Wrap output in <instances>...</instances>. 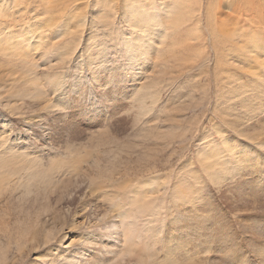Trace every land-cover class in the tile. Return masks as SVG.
Returning <instances> with one entry per match:
<instances>
[{"label": "bare ground", "instance_id": "6f19581e", "mask_svg": "<svg viewBox=\"0 0 264 264\" xmlns=\"http://www.w3.org/2000/svg\"><path fill=\"white\" fill-rule=\"evenodd\" d=\"M90 8L91 18H87L84 13L87 11L89 15ZM86 23L87 32L92 35H88V46L84 48L82 43L85 38L81 29L86 27ZM121 24H126L125 27L122 25L125 30L120 29ZM202 36L211 41L214 49L215 77L219 79L214 107L220 108L215 112L220 111L223 120L228 123L238 121L237 125L256 117L254 125L260 126V131L255 135H246L242 149L226 138L228 135L224 129L217 130L220 141L199 144L196 152L199 167H192L193 163L189 162L187 169H180L176 173L172 187L166 189L170 190L169 207H165L163 202L161 205L155 203L160 193L156 192L161 191L160 187L168 182V178L160 177L156 181L142 182L145 186H151V195L145 187L142 191L135 189L136 195L132 193L130 196L131 203L137 204L133 210L116 208L112 217L100 214L98 221L101 223L86 220L84 205L80 209L78 205L75 210H66L73 219L71 229L77 231L76 227L80 225L78 227H83V233L78 232L81 235L77 243L71 239L61 244L65 253L59 257L58 264H264V0H0L2 264H9L7 256L12 252H23V257H26L27 251L39 245L33 240L36 229L32 228L28 234L30 226L27 229L26 225H22L24 218L20 220L19 216H15L14 221L11 218L25 210L24 202L29 195L38 197L44 183L50 184L56 174L58 177L62 174L65 182L62 180L60 195L64 196L53 198L54 206L49 213L54 217L60 212L64 197L69 204H74L77 199L75 197L74 200L73 196L79 190L88 192V196L93 194V178H99L89 177L93 163L88 153L72 158L78 165L67 164L68 168L62 167V161L56 158L50 159L46 167L38 156L31 157L27 153L28 144L35 152L42 147L54 149L53 142L57 140L52 135L58 131L60 120L77 124L76 119L70 115L67 117L54 99H67L69 106L78 104L76 111L83 115L91 111L94 115L90 114L89 117H94L90 121L104 114L108 106L105 101L109 99L106 91H111L112 101L122 99L124 93L120 92V86L116 88V83L121 80L124 71L113 67L106 70L108 66L104 65V55L112 47L114 53H122L129 61L143 60V63H137L135 70L126 67L124 74L134 72L131 76L134 82L126 85L131 89L134 86V92L130 94L133 104L138 102V105H144V98L152 97L147 86L153 78L152 73L147 74V71H156L158 66L170 63L158 60L163 50L167 47L172 52V48L181 46L180 50L183 51L184 48L189 50L197 46L198 49H195L200 51L197 55L203 57L205 52L202 49L205 47L200 42ZM168 50L164 53H168ZM35 51L38 52L39 61L35 58ZM154 56H158V59L152 62ZM52 60L59 61L60 68L52 67ZM72 62L79 69L75 73L79 81L66 80L61 70L71 67ZM150 64L152 69H148ZM144 74L147 75L144 77ZM142 76L146 78L145 81ZM111 82L115 83L116 91H113V85L109 87ZM54 91L57 96L52 98L50 92ZM141 91L146 92L144 97L139 95ZM151 94H154L152 98L157 95ZM117 102L114 104L119 112L124 107H116ZM149 108L141 112L146 113ZM255 110H261V116L254 115ZM79 134L80 130L74 128L61 129L58 137L67 135V141ZM46 138L48 140L45 141ZM185 175L187 181L182 177ZM126 176L122 186L133 182L131 176L129 179ZM54 180L53 183L57 182V178ZM105 180L106 177L97 183L96 200L106 194L103 188L106 187ZM201 181L206 184L210 182L214 189L216 187V192L205 189L207 193L202 194L203 188L198 186ZM13 205L17 206L18 212L11 214L8 208L12 209ZM178 206L179 209L175 211ZM164 210L167 222L166 217L161 219L160 216ZM233 210L235 219L230 220L229 214ZM57 216L61 217L60 213ZM62 217L65 220V214ZM109 217L110 220H107ZM252 217L257 221L251 220ZM247 219L251 220L250 226H245ZM12 221L17 227L14 247H11L12 236H9ZM150 224L151 229L148 227ZM194 229L198 236L194 232L192 235ZM163 233L172 244L168 252L160 256L155 244L157 237ZM65 234L63 232L60 239ZM195 235L197 239L193 238ZM15 237H12L13 241ZM53 263L50 260L48 264Z\"/></svg>", "mask_w": 264, "mask_h": 264}, {"label": "rangeland", "instance_id": "374dc122", "mask_svg": "<svg viewBox=\"0 0 264 264\" xmlns=\"http://www.w3.org/2000/svg\"><path fill=\"white\" fill-rule=\"evenodd\" d=\"M89 12H90L89 15L87 14V11L84 13L87 16V18L88 17L91 18V14H92L91 8L89 9ZM122 25L125 27L126 24H121L119 26L120 29L123 28L122 30H125V28ZM85 26H84L85 28L81 29L82 32L84 33V38H85V40L82 43L83 47L85 46L84 48L88 46L87 45L88 41H86V39L88 38V35H92L88 33L89 30H88L87 23L85 24ZM200 42H201V45L205 47L202 49V51L205 52L203 53L204 54L203 57L197 55V53H200V51L197 50L198 49L197 46H194L193 48H190L189 50H186V48H184L183 51L180 50L181 46L178 48L174 47L172 48L173 50L172 52L168 50V48L166 47L163 51L166 52L165 50H168V53L165 54L162 51L164 54L162 53L159 59L157 58L158 56L153 57V59L156 58L158 60L170 61V63L167 65H162L161 67L158 66V68H156L158 70V71L156 70L157 72L156 71L151 72V70L147 71L148 72L147 74L152 73L151 76L153 78L151 80L150 85L148 84L147 86V88L151 90L149 95L150 96L152 95V97L154 94H151V93H155L157 95H155L154 98L152 97L144 98L145 99L143 101L144 105L141 103L140 105H138L137 104L138 102L137 103L135 102L136 105L135 103L133 104L132 99L130 98V94H131V91L132 93L134 92L133 91L134 86H132L133 88L131 89L129 85H126V84H129L131 81L134 82V80L131 79V76L134 72L132 73L131 71H127L129 73L124 74L126 71L125 69L126 67L129 66L132 68V70H135L137 63H143V60L133 59L129 61L126 58V56L122 55V53L121 54L114 53L115 51L113 50L112 47H110L111 48V49L109 48L110 51L104 55L106 56L104 57L105 58L104 60L105 61L107 60L106 62L104 61V65L108 66L106 70L108 68L112 69L113 67L114 69L116 68L117 70L119 69L118 71L120 70L124 71L122 73L123 76H121V80L118 82L119 84L116 83V88L120 86V89H119L120 92L124 93L123 95L124 98L122 97L123 100L121 98L119 99L115 98L116 100L114 99L112 101L113 98L111 95V91L109 90L106 91V95L108 96L109 99L108 101H105V102L106 104L108 103L109 107L106 105L104 114L100 116L99 119H94L90 121V119L94 117V116L89 117L90 114H93L91 111H87L88 113L86 112V114L83 115V114L77 113L76 111V107H78V104L73 103L74 104L73 106L72 105L69 106L67 104V101H68L67 99L65 100H62L60 98L54 99L55 103L61 108V110L66 112L67 117H69L70 115L71 117L76 119L77 124H74V123L68 124L60 120L58 122V127H59L58 131L54 132L52 135L54 139L57 140L53 142L54 149L48 150L47 148L42 147V148H39L37 152H35L31 149V145L28 144L26 148L27 153L31 157L38 156L43 162H45L44 166L46 167L49 165V163L47 162L52 158L61 160L62 167L64 168H68L67 164L70 166L78 165L72 158H78L81 155L88 153V155H90L95 162L94 163L91 158V163H93V166H92V171H90L89 177L99 176V178H93L95 181L93 183L94 188H92V190L94 191L93 193L94 196L93 194H89L90 196L89 197L88 192L83 191V190L82 192L81 190H79L78 193L77 192L75 193L76 196L73 194L74 200L77 199L76 200L77 202L75 201L74 204H69V201L66 199V197H64L61 200V209L59 212L61 217L59 216L56 217V215L59 214L58 212H57L58 214H55L54 217H52L49 213L51 212V209L54 206L53 198L55 196H57L58 198L61 195L64 196L63 194L60 195L61 193L60 190L63 188V187L61 188V186L65 182V178H61L62 174H60L61 176L58 177V174H56L55 171H54V174L56 175L52 178L51 183L47 185L46 183H44V185H42L43 187L40 189L38 197L29 195L26 198L27 202L26 201L24 202L25 210L23 209L21 210L22 215H23L22 211L24 212V215H23L24 217L21 214H19L17 210L18 209L17 206L15 207V205H13L12 209L8 208V211L11 214L15 213L16 211L18 212V213H15L16 215L14 214V216L11 217L13 218V221H14V218H16L15 216H19L20 220H21V217L24 218L22 219V221H24V223L22 222V225H24V227L26 225L27 229L30 226L29 227L30 230L29 229H28L29 231L27 230L28 234L29 232L30 233L32 232L31 231L32 228L36 229L35 230L36 240L35 239L33 240L34 242L39 243L38 247L34 248L31 251L26 252V257H23V252L22 253H17L15 251L12 252L9 256H7V261H9V264H16V263L17 264L19 263L28 264V262L29 264L31 263L37 264V262H40V261L42 264H48L50 263V260H53L54 262L53 264H58L59 257L61 255H64L65 253L64 250L61 248L62 247L61 244L63 243L66 244L71 239H74L75 241L73 242L77 243L76 240H78L79 236L81 235L80 233L78 234V232L81 231V233H83V229H82L83 227L82 228L78 227L80 225H77L76 227L77 231L71 229L73 227H71L70 224L72 223L73 219H71L72 218L71 215L68 216L66 210H69L70 208L71 210H75V208L78 205H79V209L85 206L84 207L85 209H83L84 211L87 210L85 211V215L87 217L90 216L89 218H92L91 220L89 218L87 219L86 217V220L87 221L90 220V222L92 221L93 223L94 222L101 223L102 221H98L99 217L101 216L100 214H106V215L108 214V216L112 217L111 214L112 215L114 214L113 212L116 208L120 210H127V211L133 210L135 206H137V204L131 203L130 196L132 195V193H135V189L142 191L144 190V187H145L147 188L146 189L147 193L149 192L148 194L151 195L153 190H151V186H145L144 184H142L144 180L156 181L160 177L162 179L168 178V182L166 183V185H163L160 187L161 191L156 192V193L158 192L160 193H158V198L156 199L155 203L156 205H161L163 202L165 207H169V205L171 204L170 198H169L170 190L169 191L167 190L172 184H174L173 180L176 177L175 176L176 173L179 172L180 169L182 170L187 169L189 162L193 163L192 167H196V168L199 167V164L197 162V157H196L197 148L201 144L206 143L211 140L220 141L221 139L219 137V134H217V130L224 129L226 131V135H228V136L225 135L226 138H228V140L232 142H235L238 149L244 148L247 136L255 135V133L258 134V132L260 131V126L254 125V122L256 121V117H253L251 119L249 118L248 121L245 122V124L237 125L238 121H234V123H228L225 119L223 120V117H222L223 114L220 115V111H218L217 113L215 112L217 111L216 109L219 110L220 108L214 107L216 105L214 101L217 100V98H215L217 97L215 93L218 92V80H219L218 78L215 77L216 70H214L215 68L214 49L212 48L211 41H209L208 39H205V37L202 36V39ZM193 50L195 52L197 50L198 52L195 53L193 52ZM194 53L197 56L194 55ZM190 54L192 57L190 56ZM34 55H35V58L38 59V52L35 51ZM170 56H173V57H170ZM174 56L176 57L174 58ZM179 56H181L180 57V59L182 58L181 60L178 58ZM162 57L164 58L166 57V58L162 59ZM189 58H192V60L191 59L189 60ZM153 59H152V62L156 61V59L155 60ZM51 65L54 68H60L61 64L59 61L52 60ZM70 66L71 67L69 68L67 67L65 69L63 68L61 69L64 72V76L66 77V80L69 79L70 81L72 80L79 81L80 78H78L77 75H75V73L79 71L78 67L76 66L74 62H72ZM150 66L148 69H152V66L151 67ZM153 73H154V76H153ZM147 74H144V77ZM144 77L142 79L145 81L146 78ZM247 79L248 77L245 76V80ZM143 80L141 81L143 82ZM235 83L236 82H234V84ZM114 84H115L114 82H111L109 87L113 85L112 86L113 91H116V88L114 89ZM228 88H230V86H228ZM139 93L141 97H144L143 95L146 94V92L144 91L143 92L141 91ZM256 95H259V94H256ZM50 96L52 98H55L57 96V93L55 91L50 92ZM256 97H259V96H255L254 98ZM110 101L112 102V104ZM115 101H118L117 102L118 104H116V107H119L120 105L124 107L122 110L120 109L119 112L117 108H115V104H114ZM257 102H260V101H257ZM128 106L130 107L129 109H127ZM137 108H139L140 110ZM147 108L151 110L150 111L147 110L146 113H144L145 111L141 112ZM116 113L118 115H116ZM214 113L217 115H215ZM135 114H136V117H135ZM253 114L257 116H261V110L260 111L255 110ZM169 117L170 119H167ZM136 120L139 122H137ZM72 128L80 130V134L77 136H74L73 138L68 139L67 141H65V138L67 135L63 137H58L61 129L70 130ZM46 140L48 139L46 138L45 141ZM30 141H31V138L28 139V143H30ZM81 166L83 165L81 164ZM126 172L128 173L126 174L127 176L125 175ZM184 173H187V171H185ZM114 175L116 176L114 177ZM125 176L127 178L131 176L130 179H132L133 182L128 183V185L126 186H122L123 184H125L123 180L125 179ZM105 177L107 179L105 180L106 187H103V188L106 189V194L104 197L102 198L98 197V200H96L95 195L98 194L95 191L97 188L96 186H98L102 178L105 179ZM182 177L186 181L188 180V177H186V175ZM56 178H57V182L53 183L55 181L54 179ZM58 178L60 180H58ZM62 180H64L63 183H62ZM201 182L202 183L198 184V186L203 188L202 194H206L207 189L209 191L214 190L216 192L217 190L216 187L214 189L210 185L211 184L210 182H208V184H206V182L204 181H201ZM153 184L156 185L155 183ZM56 185H59V186H56ZM149 200L151 201L150 198ZM97 201L100 203H98ZM97 204H98V207H97ZM185 206L188 208V205H185ZM8 207H11V206H8ZM97 208L100 210L98 211ZM178 209H179V206L175 208V211ZM96 211L98 215L97 213H95ZM31 212L33 215L31 214ZM46 212H48L49 214ZM234 212L235 211L233 210L229 214L230 220H232L231 218L235 219ZM62 214L63 215L65 214V220L62 219L63 218ZM37 215L38 217L39 216L40 217L37 218L36 217ZM160 216H161V219L163 217H166V222H167V214L165 210L162 212V214H160ZM51 217L53 219H51ZM110 217L107 220H110ZM93 219L96 221H94ZM236 219H237L236 221H238V218ZM253 219L254 217H252L251 220ZM251 220L249 221V219H247L248 223L246 222L245 226H247L249 222H251ZM13 221L11 224V229H10L11 231L9 234L10 237L11 236L15 237L16 235L15 230L17 227L15 226ZM253 221H257V220L254 219ZM34 223H37V224H34ZM148 227L151 229V224L148 225ZM195 230L196 229L192 231V235H194L195 233L198 236L199 233L195 232ZM38 232L39 234H37ZM63 232L66 233L65 234L66 236L60 239ZM12 237L10 239V243L12 241L13 244L15 245L11 243L12 244L11 247L12 246L14 247L16 246V242H15L16 237L14 238L15 239L14 241ZM193 238L197 239L196 235L195 237L193 236ZM171 242L172 241H169V239L165 236L164 233L157 237V243L155 244V246H158L157 249L161 253L160 256L168 252L169 250L168 248L172 244ZM1 256L2 254L0 253V264H2L3 262V257ZM11 256H14V257L11 258ZM21 257L23 258L21 259ZM15 260L17 262H15Z\"/></svg>", "mask_w": 264, "mask_h": 264}]
</instances>
